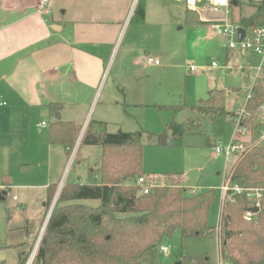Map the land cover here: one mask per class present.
I'll list each match as a JSON object with an SVG mask.
<instances>
[{
    "label": "rangeland",
    "instance_id": "rangeland-1",
    "mask_svg": "<svg viewBox=\"0 0 264 264\" xmlns=\"http://www.w3.org/2000/svg\"><path fill=\"white\" fill-rule=\"evenodd\" d=\"M151 2L156 12L165 15L162 29L159 31L155 24L158 15L149 13L141 25L147 38L134 41L128 57L139 66L141 55L153 59L158 56L161 65H152L142 71L143 78L138 82L118 78L117 88L114 82L117 66L118 71L121 69L128 73L131 63L122 62L119 66L122 50L118 53V62L113 63L114 51L95 93L84 96L82 104L62 110L61 116L73 117L81 126L90 119L105 121L110 133L142 129V171L154 180L155 185L173 184L181 176L186 184L197 187L199 191L215 189L216 199L208 217L212 227L210 234L184 238L178 230L175 231L166 242L169 252L160 253L157 264H188L186 258H205L207 264H220L217 227L223 195L221 186L235 156L229 160L217 156L213 145L218 142L226 144L233 137L244 147L258 143L264 145L257 115L253 117L251 126L245 125L244 134L235 135L234 121L245 102L251 81L235 68L225 69L226 64L232 67L240 63L241 54L237 50L228 51L225 39L213 35L206 24L191 27L182 1L147 0V5ZM250 2L254 0H240V6L245 10L243 7L236 10L235 21L239 14L251 10ZM141 62L144 63V59ZM212 62L216 63L215 67L211 66ZM189 64L197 71L187 72ZM65 83L59 81L48 85L46 91L64 98V89L68 85ZM136 84L139 89H136ZM212 89L223 90L224 107L227 112H232V119L219 117L210 120L193 109L196 102L205 98L207 91ZM43 99L46 101V96ZM7 107L0 109V165L6 163L7 167L6 172L0 169V174L6 173L12 185L1 189L6 194L0 200V261L15 264L22 251H29L27 261L35 242L39 237L41 239L58 191L56 188L47 207V185L59 177L66 182L92 183L95 178L90 169L99 164L101 148L79 146L78 138L70 156L67 157L63 149L57 147L52 149V158L48 159L47 129L36 127L40 121L54 120L45 106L20 111L12 119L3 115ZM173 123L180 125L177 135L170 127ZM164 134L172 141L168 147L160 144ZM54 154H59V158H54ZM0 185L4 184L0 181ZM13 196L23 207H14ZM84 202L92 206L98 204L97 200Z\"/></svg>",
    "mask_w": 264,
    "mask_h": 264
},
{
    "label": "trees",
    "instance_id": "trees-1",
    "mask_svg": "<svg viewBox=\"0 0 264 264\" xmlns=\"http://www.w3.org/2000/svg\"><path fill=\"white\" fill-rule=\"evenodd\" d=\"M144 1L139 0L131 21L144 20ZM244 26L264 24V0L241 19ZM264 106V80L258 81L245 105L249 114L242 124L251 126L257 109ZM54 120L48 125V141L60 145L70 156L79 138V146L101 148L98 167L90 171L92 183L62 184L47 219L32 264H157L159 247L179 231L181 236L200 238L210 234L209 211L216 199L215 189L191 193L178 183L159 184L148 193L136 184L142 171L141 130L107 131L103 121L90 119L82 126L60 119L61 103H49ZM193 109L214 120L229 116L224 107L223 90L212 89ZM174 135L180 125L170 126ZM258 127L263 132L264 125ZM230 182L243 188H259L257 199L227 193L221 201L219 219V256L224 264H264V145L245 147L232 163ZM57 188L47 187L49 207ZM84 200H97L95 206ZM258 203V212L247 220L246 211ZM29 251L18 254L15 264H25ZM188 264H207L205 258H186ZM0 264H8L0 261Z\"/></svg>",
    "mask_w": 264,
    "mask_h": 264
},
{
    "label": "crops",
    "instance_id": "crops-1",
    "mask_svg": "<svg viewBox=\"0 0 264 264\" xmlns=\"http://www.w3.org/2000/svg\"><path fill=\"white\" fill-rule=\"evenodd\" d=\"M143 1L144 20L133 24L132 0H0V100L5 102L0 109L8 106L3 115L12 119L20 111L42 105L51 116L48 104L61 103L60 119L77 123L73 117L68 119L61 116L62 110L70 105L82 104L84 96L95 93L114 51L116 54L113 63L118 62L120 50L122 55L119 66L122 62L131 63L128 73L120 71L121 69L118 71L117 66L114 81L117 88L118 78L138 82L143 78L142 71L152 65H161L158 56H154V59L159 63L154 64L147 63L146 58L141 55L139 66L128 57L130 45L147 38L141 25L147 20L149 13L158 15L155 24L159 31L163 26L161 22L165 15L158 10L156 12L152 2L147 5V0ZM185 9L186 19L191 27L206 24L209 28L208 23L203 22L195 11ZM219 37L223 39L222 36ZM146 55H149L148 52ZM141 59H144V63ZM242 75L245 79L249 78L245 73ZM59 81L68 84L64 89V98L55 97L53 92L48 94L46 91L48 85ZM136 85V89H139V85ZM41 122L45 121L36 123V127L39 130L47 129L48 139L50 121L45 122L44 127L39 126ZM87 122L82 126L83 130ZM141 131L143 132L142 129ZM48 145V159L52 158V149H63L60 145ZM55 151L59 153V150ZM53 157L59 158V154H54ZM97 167L98 165L90 171ZM0 169L6 172V163L0 165ZM52 169L53 166L51 171ZM0 181L6 186L12 185L6 173L0 174ZM63 183L64 180L60 177L50 183L57 185V195ZM175 183L189 187L190 192H199L197 187L186 184L181 176ZM12 201L16 209L23 207L16 196L12 197ZM39 241L40 237L35 244Z\"/></svg>",
    "mask_w": 264,
    "mask_h": 264
},
{
    "label": "built area",
    "instance_id": "built-area-1",
    "mask_svg": "<svg viewBox=\"0 0 264 264\" xmlns=\"http://www.w3.org/2000/svg\"><path fill=\"white\" fill-rule=\"evenodd\" d=\"M46 1V0H44ZM139 0H132V9L135 8L136 4ZM176 2L182 1L185 7L188 10L195 11L199 18L208 23L210 30L218 35L222 36L225 39V46L228 51L237 50L241 54V62L232 67L225 65L226 70L236 69L241 73H245L249 76L251 81L250 90L245 97V102L243 106L240 108L239 116L235 119V135L236 133L244 134L246 131L245 125L242 124L243 119L249 116V114L245 110V105L247 103L248 98L251 96V91L253 86L258 83V81L264 80V24L255 25V26H244L241 23V19L243 17L249 16L255 8V5L261 0H254L252 5L253 7L248 13H244L242 15H238L237 21L234 20V15L238 13L236 10L238 8H242L240 6V0H174ZM233 2H236L234 4ZM244 9V7H243ZM245 10V9H244ZM243 29L244 33L241 38L238 37L239 29ZM147 63L158 64L159 61L157 59H153L152 57H146ZM212 67L216 66L215 62L211 63ZM197 68L192 64H189L187 68V72H196ZM5 105L4 101L0 100V106ZM244 113H246L244 115ZM257 113L260 119V122L264 124V106H261L257 109ZM45 122H41L39 126L44 127ZM261 137H264V131L261 133ZM244 146L236 140L233 139L223 144L222 142H218L213 146L214 154L217 156H223L225 159L229 160L230 158L237 156L244 150ZM234 162V161H233ZM231 173L228 172L225 175V181L221 186V190L224 196L229 193L242 194L248 199H257L261 194V189L259 188H243L238 186L237 184H232L230 182ZM136 184L140 186V192L146 194L150 190L152 186H154V180L147 175H142L138 177L136 180ZM8 187L6 185H0V191L2 188ZM194 193L193 191H191ZM222 198V199H223ZM258 206V203H256ZM253 212L246 211L244 218L249 220L252 217ZM219 230V226L217 227ZM219 233V232H218ZM37 243L34 246L33 250L30 253V256L25 264H32V260L35 256ZM160 253L169 252V246L167 244H162L159 247ZM220 264H224L223 261L220 260Z\"/></svg>",
    "mask_w": 264,
    "mask_h": 264
},
{
    "label": "water",
    "instance_id": "water-1",
    "mask_svg": "<svg viewBox=\"0 0 264 264\" xmlns=\"http://www.w3.org/2000/svg\"><path fill=\"white\" fill-rule=\"evenodd\" d=\"M234 4H236V2H233ZM244 30L241 28L239 29V34H238V37L241 38L242 35H243V32ZM160 144L161 146L163 147H168L172 144V141L168 139V137L166 136V134H164L161 139H160ZM6 194V192L3 190V191H0V200H3L4 199V195ZM52 209V208H51ZM258 207L257 206H254V207H251L250 208V211L253 212V213H256L258 212Z\"/></svg>",
    "mask_w": 264,
    "mask_h": 264
}]
</instances>
